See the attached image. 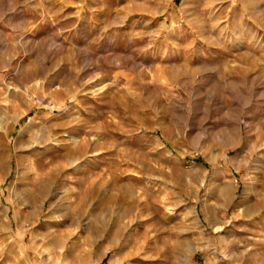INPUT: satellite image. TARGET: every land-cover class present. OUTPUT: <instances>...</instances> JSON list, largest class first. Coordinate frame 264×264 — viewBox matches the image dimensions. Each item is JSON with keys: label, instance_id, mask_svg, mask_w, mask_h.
Instances as JSON below:
<instances>
[{"label": "rangeland", "instance_id": "rangeland-1", "mask_svg": "<svg viewBox=\"0 0 264 264\" xmlns=\"http://www.w3.org/2000/svg\"><path fill=\"white\" fill-rule=\"evenodd\" d=\"M0 126V264H264V0H0Z\"/></svg>", "mask_w": 264, "mask_h": 264}, {"label": "bare ground", "instance_id": "bare-ground-1", "mask_svg": "<svg viewBox=\"0 0 264 264\" xmlns=\"http://www.w3.org/2000/svg\"><path fill=\"white\" fill-rule=\"evenodd\" d=\"M9 109L11 111V109H13V107H11ZM46 123H43V124L47 125L48 131H49V136H50V134L53 135V132L55 134V132L57 131L56 128H59L61 126V124H57V123H56L57 125L52 124V121L46 122ZM44 125H43V127H44ZM55 126H58V127L55 128ZM71 132H73V129L71 130ZM36 136H37V134L32 131L31 137L33 138ZM49 136H47L46 138H49ZM4 137H5L4 133L0 132V142L2 143V146L4 148L3 149L4 154H0V173L1 174H6V172H8L10 167H11L10 166V157L8 156V154H9L8 146H7L8 144L5 141ZM84 149L85 148L83 146V142H81L79 145V148H78L79 151H77V152L70 151V149L66 146V148H61L58 150L54 149L52 152H50L52 149H47L45 151L41 150V151H38L39 152V153H37L38 155L37 154L32 155V157H30V158H26V159H19L18 158L16 160L17 162L15 164L17 167L24 165L25 162L29 163L27 165L28 167L24 165V171H26V174H27L26 179H28L27 180L28 181L27 187L32 189L31 193H29L31 200L35 201L36 197L38 198L39 196L42 198H47V197H52L53 194L57 195L58 189L60 187H62V185H60L61 172H63V169L65 168V166H63L65 164V163H63L64 161L62 163H60L62 161V158L67 157V156L71 157L72 155H75L78 152L79 153L83 152ZM74 150H75V148H74ZM63 152H65V153L63 154ZM81 156H82V154H81ZM80 181H82V180H80ZM24 182H25V180H24ZM2 183H4V180L0 179V185ZM78 185H80V184H78ZM23 186H24V184H23ZM84 194H85V192H84ZM58 198H59V196H58Z\"/></svg>", "mask_w": 264, "mask_h": 264}]
</instances>
